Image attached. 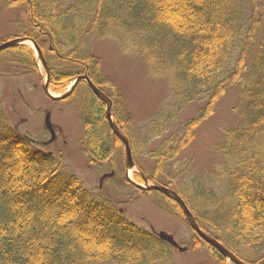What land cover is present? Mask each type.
I'll return each mask as SVG.
<instances>
[{"label":"trees","instance_id":"16d2710c","mask_svg":"<svg viewBox=\"0 0 264 264\" xmlns=\"http://www.w3.org/2000/svg\"><path fill=\"white\" fill-rule=\"evenodd\" d=\"M6 3L22 9L26 22L0 43L19 37L34 41L49 70L51 93H62L73 79L87 76L110 99L113 121L132 155L141 152L153 161L150 173L134 161L140 175L175 191L198 227L243 264H264V0ZM91 37L118 42L123 54L142 60L150 78L170 87L169 106L150 127L138 131L131 116L120 117L117 89L86 46ZM0 59L20 72L37 71L33 51L26 46L6 48ZM80 90L87 96L79 107L81 150L97 170H116V151L123 147L108 127L103 103L85 83L69 99ZM231 91L239 96V122L212 147L223 159L220 173L205 179L204 173L184 188L170 186L165 182L169 163ZM195 103L202 108L168 133ZM32 143L11 127L0 101V264H174L167 243L129 222L64 171L60 157ZM139 176L135 179L141 181ZM122 181L135 193L167 200L185 219L168 196L137 190L123 174ZM193 235L199 242L194 247H205L217 264H224L219 253Z\"/></svg>","mask_w":264,"mask_h":264},{"label":"rangeland","instance_id":"374dc122","mask_svg":"<svg viewBox=\"0 0 264 264\" xmlns=\"http://www.w3.org/2000/svg\"><path fill=\"white\" fill-rule=\"evenodd\" d=\"M25 22L26 15L22 9L11 7L6 0H0V42L15 36L20 25ZM86 44L91 53L99 59L102 73L117 89L120 117L126 120L127 116H131L135 130L140 131L150 127L157 114L169 106L172 99L170 87L165 81L150 78L142 60L136 56L123 54L118 42L91 37ZM22 46L33 51L36 72H20L0 59V101L11 127L19 134H26L29 139L35 141L36 144L34 143L33 146L37 150L60 157L64 171L74 174L86 188L108 200L114 210L122 213L129 222L148 233L153 230L156 235L163 233L170 236L181 249L172 248L174 264H217L205 247H194L195 242H199L195 240L187 221L167 200L157 195L135 193L123 183L122 174H125L123 148L122 151H116L115 171L110 168L99 171L90 165L88 157L80 146L82 116L79 107L87 100L86 92L80 90L73 97L62 102H54L47 98L41 89L46 80L45 71L31 43L25 42ZM122 46H124L123 42ZM51 94L59 95V93ZM238 101L237 93L229 92L218 102L214 113L200 122L194 140L180 156L169 163L166 183L170 182V186L177 185L184 188L194 178L198 179V176L204 173V179L220 173L223 159L221 154L213 151L212 147L221 142L226 130L238 124L237 110H240ZM202 103L188 106L181 114L178 125L173 126L168 133L175 132L184 121L192 118L197 110L202 108ZM46 112L50 114L58 140L44 146L42 142L49 140V134L43 126ZM140 153L134 155V161L150 173L154 163ZM137 168L135 165L126 171L132 181L139 176ZM109 172H114V176L105 179L99 188L100 177ZM136 181L139 184L143 182L142 179ZM192 195L193 193L190 192L189 196ZM209 235L214 237L210 233ZM224 264L230 263L226 259Z\"/></svg>","mask_w":264,"mask_h":264},{"label":"water","instance_id":"95a60500","mask_svg":"<svg viewBox=\"0 0 264 264\" xmlns=\"http://www.w3.org/2000/svg\"><path fill=\"white\" fill-rule=\"evenodd\" d=\"M25 42H30L37 54V58L39 60V62L41 63L45 74H46V80H45V84L42 86V91L43 93L50 98L53 101H61L64 100L66 98H68L72 92L74 91L75 87L77 86V84L79 82H85L88 86V88L91 90V92L94 94V96H96L100 101L103 102V104L105 105V118L107 121V124L109 126V128L111 129L112 133L114 134V136L120 141V143L123 145L124 147V151H125V155H126V167L130 168L132 166V161H131V151H130V147H129V143L127 138L122 135L119 130L117 129L116 125L114 124L113 120H112V116L110 113V109H111V102L110 100L107 98V96L105 94H103V92H101L97 87H95L90 80L86 77V76H79L77 77L72 83L71 85L67 88V90L58 95V96H53L50 94L49 90H48V77H49V71L47 68V65L43 59L42 53L39 50V48L37 47V45L30 39L27 38H15L9 41H6L4 43L0 44V51L12 47V46H17V45H22ZM44 127L45 129L49 132L50 134V142H52L54 140V130H53V125L50 122V114L46 113L44 116ZM137 188L139 189H143L146 191H156L159 192L161 194H164L170 198H172L180 207L185 219L188 222L189 227L191 228V230L203 241L205 242L208 246L212 247L213 249H215L220 256H222L224 259H227L228 261H230L233 264H243L239 259H237L230 251H228L227 249H225L224 247H222L220 245V243H218L216 240L208 237L206 234H204L199 227L197 226L193 216L191 215V213L188 211V209L186 208L185 204L183 203V201L176 195V193H174L173 191L161 187V186H146V187H140L135 185ZM159 238L167 243H169L171 246L178 248L176 243L172 240V238L170 236H167L163 233H160ZM179 250H181L180 248H178Z\"/></svg>","mask_w":264,"mask_h":264},{"label":"flooded vegetation","instance_id":"af4514ba","mask_svg":"<svg viewBox=\"0 0 264 264\" xmlns=\"http://www.w3.org/2000/svg\"><path fill=\"white\" fill-rule=\"evenodd\" d=\"M56 133H57V131H56ZM58 138V137H57ZM58 139H56V141H57ZM44 143V142H43ZM134 155L132 156V161H133V163H134ZM139 175H140V172H139ZM141 176V178H143V175H140ZM144 179V178H143Z\"/></svg>","mask_w":264,"mask_h":264}]
</instances>
